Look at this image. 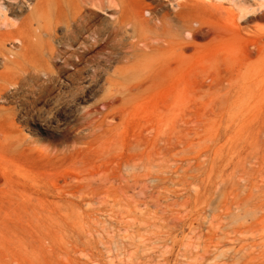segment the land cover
<instances>
[{
  "label": "rangeland",
  "instance_id": "374dc122",
  "mask_svg": "<svg viewBox=\"0 0 264 264\" xmlns=\"http://www.w3.org/2000/svg\"><path fill=\"white\" fill-rule=\"evenodd\" d=\"M33 3L0 0V264H264V0H104L88 50Z\"/></svg>",
  "mask_w": 264,
  "mask_h": 264
},
{
  "label": "bare ground",
  "instance_id": "6f19581e",
  "mask_svg": "<svg viewBox=\"0 0 264 264\" xmlns=\"http://www.w3.org/2000/svg\"><path fill=\"white\" fill-rule=\"evenodd\" d=\"M108 2V0H105ZM47 5H50L54 8V12H57L58 14L69 13L70 15V21L66 23V32L68 34V37L71 39L72 42L80 43L83 45L87 50L91 47H93L97 40H95L93 43H88L86 39H82L81 42H78L83 35L88 36H98L100 34V30L93 28L88 21L86 14H92L93 11L92 8L96 9H102L104 0H34L33 5L31 6L33 11L41 4L45 3ZM177 5L180 6L178 3ZM30 4H27V7H29ZM3 6H0V9L2 10ZM7 9V8H6ZM4 15V14H3ZM5 16V15H4ZM58 22L52 20L51 23V29L57 28ZM13 24H10L12 26ZM123 28V26L119 23H112V27L110 28L109 34L110 36H114L117 34L118 31H120ZM9 37V36H8ZM7 37V38H8ZM19 41V40H18ZM57 41V40H55ZM258 44L261 45L264 43V33L259 34L257 36ZM21 42V41H19ZM22 43V42H21ZM59 44L70 46L69 44H63L59 42ZM109 44L107 39L105 41L103 40V43L101 45ZM110 55H107V58H109ZM3 67H5V62L3 64ZM5 81V80H4ZM6 86V85H5Z\"/></svg>",
  "mask_w": 264,
  "mask_h": 264
}]
</instances>
